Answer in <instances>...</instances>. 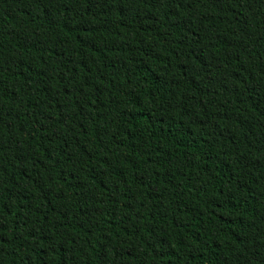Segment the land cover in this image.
<instances>
[{
    "label": "trees",
    "instance_id": "obj_1",
    "mask_svg": "<svg viewBox=\"0 0 264 264\" xmlns=\"http://www.w3.org/2000/svg\"><path fill=\"white\" fill-rule=\"evenodd\" d=\"M0 264H264V0H0Z\"/></svg>",
    "mask_w": 264,
    "mask_h": 264
}]
</instances>
